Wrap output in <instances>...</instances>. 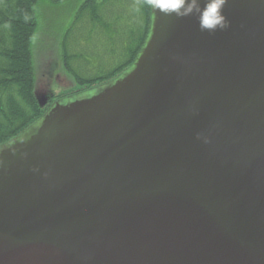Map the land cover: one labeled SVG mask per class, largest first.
Instances as JSON below:
<instances>
[{
	"label": "water",
	"instance_id": "obj_1",
	"mask_svg": "<svg viewBox=\"0 0 264 264\" xmlns=\"http://www.w3.org/2000/svg\"><path fill=\"white\" fill-rule=\"evenodd\" d=\"M224 14L151 9L128 73L0 146V264H264V0Z\"/></svg>",
	"mask_w": 264,
	"mask_h": 264
},
{
	"label": "trees",
	"instance_id": "obj_2",
	"mask_svg": "<svg viewBox=\"0 0 264 264\" xmlns=\"http://www.w3.org/2000/svg\"><path fill=\"white\" fill-rule=\"evenodd\" d=\"M40 1L0 0V146L37 121L45 111L39 107L34 96L32 42L39 30L36 9ZM61 1L52 0V3ZM85 16L90 28H80L77 38L69 41L72 27L82 26ZM126 19L131 28L125 26L122 30L119 26L120 20ZM150 25L151 8L146 0H83L78 4L73 13L71 27L63 33L60 44L62 67L76 83L74 90L70 89L63 96L108 81L130 66L148 38ZM96 29L99 32L96 33L97 36L106 33L123 47L124 61L104 75L83 80L79 73L71 69V64L80 59L82 52L80 55L71 54L67 45L90 40Z\"/></svg>",
	"mask_w": 264,
	"mask_h": 264
},
{
	"label": "rangeland",
	"instance_id": "obj_3",
	"mask_svg": "<svg viewBox=\"0 0 264 264\" xmlns=\"http://www.w3.org/2000/svg\"><path fill=\"white\" fill-rule=\"evenodd\" d=\"M82 1L62 0L57 4L52 3V0H41L39 2L36 9L39 30L32 42L35 69L34 94L37 97H45L47 104L43 108L45 109L43 115L15 138L6 142L2 146L3 150L9 149L11 146L8 144L12 143L15 139L21 141L29 135L34 137L39 136L45 128L53 126L54 109L60 112H69L77 107H82L83 104H87L89 101L92 102L98 99L105 92L104 90L133 68L135 60L141 51L130 66L111 80L97 83L91 87L88 86L83 91L75 94L61 95L71 88L74 90L76 86L72 77L62 67L60 44L63 33L71 27L73 13L77 5ZM128 9L130 8L128 7ZM85 17L81 23L82 26L77 25L72 27L73 30L68 38L69 41L77 38L78 32L81 31L80 28H84L85 30L90 28L87 16ZM129 17H132V15ZM119 26L122 30H124L125 26L129 28L128 19L126 21L120 20ZM96 33L99 34L97 29L92 34L93 36L90 40L87 39L83 43L71 42L67 45L71 54L79 53L78 55H80L82 52L80 59L71 64V69L79 73L83 80L104 75L124 61V57L122 56V52H124L123 47H120L112 36L106 35V33L97 36Z\"/></svg>",
	"mask_w": 264,
	"mask_h": 264
},
{
	"label": "clouds",
	"instance_id": "obj_4",
	"mask_svg": "<svg viewBox=\"0 0 264 264\" xmlns=\"http://www.w3.org/2000/svg\"><path fill=\"white\" fill-rule=\"evenodd\" d=\"M228 0H146L154 13L174 16L177 19L194 16L200 31L214 34L230 27L224 14ZM198 139L200 136L198 135ZM207 142V141H205Z\"/></svg>",
	"mask_w": 264,
	"mask_h": 264
}]
</instances>
